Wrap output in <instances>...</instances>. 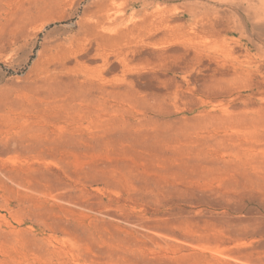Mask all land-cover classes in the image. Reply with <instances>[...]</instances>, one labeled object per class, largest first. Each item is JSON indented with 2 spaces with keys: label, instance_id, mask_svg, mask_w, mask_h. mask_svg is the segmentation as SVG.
Returning <instances> with one entry per match:
<instances>
[{
  "label": "rangeland",
  "instance_id": "rangeland-1",
  "mask_svg": "<svg viewBox=\"0 0 264 264\" xmlns=\"http://www.w3.org/2000/svg\"><path fill=\"white\" fill-rule=\"evenodd\" d=\"M0 264H264V0H0Z\"/></svg>",
  "mask_w": 264,
  "mask_h": 264
}]
</instances>
